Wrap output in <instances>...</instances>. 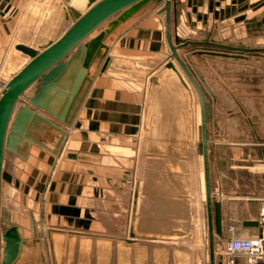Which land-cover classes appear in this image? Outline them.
<instances>
[{
    "label": "crops",
    "instance_id": "0c3cea01",
    "mask_svg": "<svg viewBox=\"0 0 264 264\" xmlns=\"http://www.w3.org/2000/svg\"><path fill=\"white\" fill-rule=\"evenodd\" d=\"M88 1L74 0L76 8ZM163 5L151 0L107 34L109 51L71 124L28 100L35 83L17 102L67 130L58 152L32 142L27 158L6 149L2 167L3 224L18 223L29 242L42 237L49 264L74 238L118 242L134 230L147 243L193 223L201 201L194 161L181 151L182 164L167 156L150 144L146 128L149 80L172 56ZM67 6L63 0H0V69L9 79L21 68L11 57H27L16 44L39 47L31 41L58 39L74 21ZM51 10L58 12L54 21ZM172 36L193 40L180 50L218 122L209 133L210 150L213 142L219 143L215 151L222 146L211 167L213 193L222 202L228 238L254 233L264 197V0H172Z\"/></svg>",
    "mask_w": 264,
    "mask_h": 264
},
{
    "label": "water",
    "instance_id": "95a60500",
    "mask_svg": "<svg viewBox=\"0 0 264 264\" xmlns=\"http://www.w3.org/2000/svg\"><path fill=\"white\" fill-rule=\"evenodd\" d=\"M150 1L92 0L93 4H90L85 11L76 12L74 10L73 23L58 39L52 40L43 49L25 42L16 44V48L21 49L31 58L11 76L0 95V207L2 167L6 149L27 158L30 145L35 142L56 153L67 131L65 127L48 119L29 105H17L20 96L35 83L34 94L29 97L30 102L56 116L64 124H71L93 77L109 51L110 45L104 41L105 37L121 21L126 20ZM163 1L164 5L159 12L166 18L165 28L172 51L171 58H175L180 64L200 96L207 208L210 223V255L211 264H216L214 234H222L223 219L222 202L215 198L211 183L209 159L211 137L208 131V121L212 115V105L206 100L202 83L179 53L181 47L193 40L174 41L172 0ZM107 20L109 21L102 30L85 40ZM166 65L177 70L173 60L166 62ZM182 80L186 83L183 78ZM245 223L252 224L257 221L246 220ZM131 234H135L134 230ZM0 264H48L44 239L36 235L29 242L23 236L18 223L15 222L3 227L1 211Z\"/></svg>",
    "mask_w": 264,
    "mask_h": 264
},
{
    "label": "rangeland",
    "instance_id": "374dc122",
    "mask_svg": "<svg viewBox=\"0 0 264 264\" xmlns=\"http://www.w3.org/2000/svg\"><path fill=\"white\" fill-rule=\"evenodd\" d=\"M63 1L66 7L70 5L69 1ZM70 7H73L76 12H83L84 9V7L76 9L73 5H70ZM53 12L54 10L50 11L51 14ZM56 13L55 15H58V12ZM55 15L52 14V21H54ZM71 18L75 19L74 16ZM31 43H36L39 48H43L50 42L39 41V39L35 38ZM179 52L187 63L186 56L181 50ZM165 65L163 64L159 72L155 73V76L150 79L151 81L149 80L152 87L151 89L148 88L147 91L146 128L150 144H155L157 147L160 146L162 150H168L167 147L169 148V145L173 142L179 150L178 152H182L184 158L189 159V156H191V159L194 161L195 180H201V201H198L199 205L192 218V225L187 230L180 227L183 230L179 229L174 234L165 232L163 238L160 240L147 241V243L143 240L140 241L141 237L137 233L134 235L128 233L125 235L126 238H122L118 242L101 241L97 238L78 237V240L74 238L71 241V247L61 248L55 264H211L210 223L206 206L207 193L200 96L193 87V92L185 88L178 76L173 75L169 70L166 71L167 73L161 79H156L157 75L162 74L166 67H168ZM178 65L181 68L179 63ZM181 70L190 81L184 70L182 68ZM195 75L197 74L195 73ZM167 80H170V82L166 83ZM199 80L201 82V79ZM154 81L156 83H153ZM148 92L152 93L153 96L150 97ZM217 124L218 122L211 115L208 121L209 133L211 132L210 128L218 127ZM171 128H174V132L171 131ZM151 134H154V136ZM211 144L209 159L213 192V180H217V178L215 179L216 171L213 174L211 167L213 164L216 165V158L214 157L216 154L218 156L221 155L220 150L222 146H220V150L216 147L217 151H215L214 147L219 143L213 142ZM191 150L193 151L192 153H190ZM165 154L167 156L173 155L169 151L165 152ZM251 157L248 155L247 161L253 162L251 161ZM3 227H5V224H3ZM228 235L229 232L225 224H223L222 234H214L216 264H228L223 257V249ZM150 238L153 239L155 237ZM142 242L143 244H140ZM49 261L48 259V264Z\"/></svg>",
    "mask_w": 264,
    "mask_h": 264
},
{
    "label": "built area",
    "instance_id": "2783aa9c",
    "mask_svg": "<svg viewBox=\"0 0 264 264\" xmlns=\"http://www.w3.org/2000/svg\"><path fill=\"white\" fill-rule=\"evenodd\" d=\"M8 80L6 72L0 69V95ZM130 183H133V179H130ZM235 228L234 224L229 226L230 230ZM223 257L228 264H264V197L261 199L257 231L230 236L224 246Z\"/></svg>",
    "mask_w": 264,
    "mask_h": 264
},
{
    "label": "bare ground",
    "instance_id": "6f19581e",
    "mask_svg": "<svg viewBox=\"0 0 264 264\" xmlns=\"http://www.w3.org/2000/svg\"><path fill=\"white\" fill-rule=\"evenodd\" d=\"M67 1H69V4L70 5H73L74 7H76L75 6V2H74V0H67ZM91 1L92 0H89L88 1V3H87V5H86V7H84V9H83V11H85L86 9H88L89 8V6H90V4H91ZM77 9V8H76ZM28 44V43H27ZM46 46V45H45ZM44 46V47H45ZM43 47V48H44ZM39 48V47H38ZM43 48H40V49H43ZM23 52L21 49H18L17 48V52ZM26 54V53H25ZM24 56H27L26 58H24L23 60H22V62H20V58L19 59H16V57L15 56H12L11 57V60H10V64H13V62L14 61H16V63H19L18 65H20L21 66V68L30 60V56L28 55V54H26V55H24ZM170 60H173L174 61V63L176 64V66H177V70H175L174 68H172V67H167L168 69H169V71H171L172 73H173V75H175V76H178V78L180 79V81H181V83L183 84V86H185V88H187V89H189L190 90V92H193V88L194 89H196L195 88V86L192 84V82H190L185 76H184V74L182 73V70H181V68L179 67V65H178V62L176 61V59L175 58H171ZM20 70V69H19ZM164 76V75H163ZM182 78L186 81V83L182 80ZM168 82H170V80H167L166 81V83H168ZM193 87V88H192ZM28 90V89H27ZM26 90V91H27ZM26 91L22 94V95H26ZM149 93V92H148ZM21 95V96H22ZM149 96L151 97V96H153L152 95V93H149ZM153 98V97H152ZM30 101V100H29ZM27 102V101H26ZM158 102V101H157ZM19 103V102H18ZM17 103V104H18ZM171 131L172 132H174V128H171ZM193 136V135H192ZM211 139V138H210ZM211 141V140H210ZM172 144L171 145H169V148L167 147V149L168 150H166L165 152H168V151H172L171 152V154H173V155H170V157L171 158H174L173 160H177L180 164H182L183 162H184V160L180 157L181 155H180V153H178V149L175 147V145H174V143L173 142H171ZM157 155V154H156ZM164 158H167V157H162V159H164ZM172 205L173 204H171V207H172ZM174 207H177V205H173ZM172 225V224H171ZM159 226V225H158Z\"/></svg>",
    "mask_w": 264,
    "mask_h": 264
},
{
    "label": "flooded vegetation",
    "instance_id": "af4514ba",
    "mask_svg": "<svg viewBox=\"0 0 264 264\" xmlns=\"http://www.w3.org/2000/svg\"><path fill=\"white\" fill-rule=\"evenodd\" d=\"M241 51H242V50H240V58L243 56V54L241 53ZM212 108H213V106H212Z\"/></svg>",
    "mask_w": 264,
    "mask_h": 264
}]
</instances>
